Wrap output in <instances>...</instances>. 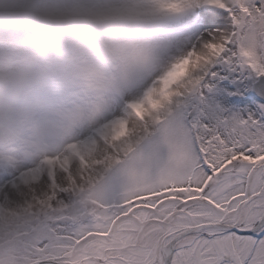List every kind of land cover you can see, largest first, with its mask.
I'll use <instances>...</instances> for the list:
<instances>
[{"label": "snow or ice", "instance_id": "snow-or-ice-1", "mask_svg": "<svg viewBox=\"0 0 264 264\" xmlns=\"http://www.w3.org/2000/svg\"><path fill=\"white\" fill-rule=\"evenodd\" d=\"M0 264H264V0H0Z\"/></svg>", "mask_w": 264, "mask_h": 264}]
</instances>
